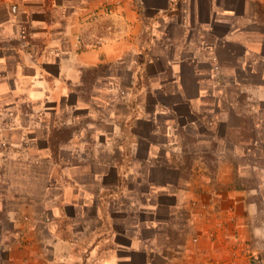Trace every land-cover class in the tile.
<instances>
[{"label": "crops", "instance_id": "0c3cea01", "mask_svg": "<svg viewBox=\"0 0 264 264\" xmlns=\"http://www.w3.org/2000/svg\"><path fill=\"white\" fill-rule=\"evenodd\" d=\"M0 264H264V0H0Z\"/></svg>", "mask_w": 264, "mask_h": 264}, {"label": "trees", "instance_id": "16d2710c", "mask_svg": "<svg viewBox=\"0 0 264 264\" xmlns=\"http://www.w3.org/2000/svg\"><path fill=\"white\" fill-rule=\"evenodd\" d=\"M59 135L60 133L53 132L49 139L51 149L55 154L58 152L59 141H60V139H58Z\"/></svg>", "mask_w": 264, "mask_h": 264}, {"label": "rangeland", "instance_id": "374dc122", "mask_svg": "<svg viewBox=\"0 0 264 264\" xmlns=\"http://www.w3.org/2000/svg\"><path fill=\"white\" fill-rule=\"evenodd\" d=\"M91 73L92 72H90V74ZM101 73H103V72L101 71ZM90 77H93V75H90ZM93 88L94 87L92 85H88V86H84V87H79V90H80L79 91V95L82 96L81 98L86 99L88 95H91ZM2 171H3V168H1V173H2Z\"/></svg>", "mask_w": 264, "mask_h": 264}]
</instances>
